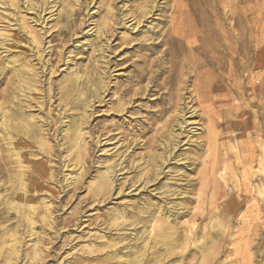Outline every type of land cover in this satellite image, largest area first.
Returning a JSON list of instances; mask_svg holds the SVG:
<instances>
[{"label": "rangeland", "instance_id": "1", "mask_svg": "<svg viewBox=\"0 0 264 264\" xmlns=\"http://www.w3.org/2000/svg\"><path fill=\"white\" fill-rule=\"evenodd\" d=\"M23 1L18 14L40 29L35 25V14L25 12ZM152 1L153 11L141 20L138 13L145 0H79L74 3L76 12L58 23L63 6L55 7L45 45L55 47L46 58H52L55 65L58 51H63V57L73 60L68 69L61 61L58 70L55 68L52 74L48 71L47 80L52 76L59 83L69 72H84L92 64L100 73L92 77L93 82H101L102 77V89L98 97L91 94L90 107H82L88 113L94 111L86 124L89 151L79 162V170L72 172L70 166L67 171L68 177L79 180L75 186L68 181L67 195L61 191V183H48L60 189L58 195L63 197L65 207L61 208L60 199L52 200L55 225L25 237L21 259L14 264H122L126 257L119 258L123 253L113 252L127 250L128 239L122 240L118 234L123 236L131 230H126L127 224H116L123 231H106V220L115 209L130 208L135 203L143 206L147 197L159 200L166 183L184 188L182 194L173 196L176 202L183 199V204L170 203L181 213L177 219L170 218L173 221L166 229L171 234L168 245H181L168 253L166 245L157 244L161 261L151 260L150 264H247L250 254L251 264H264V255H260L261 250L264 252V0ZM3 9L0 7V13ZM180 13L186 15V21L177 34L173 18ZM6 17L0 22V32L13 35L17 30H7L12 21ZM108 19L120 25L101 36L99 26L104 27ZM78 25L80 31L69 42L68 37L61 40L66 31ZM190 29L194 31L189 33ZM13 51L7 53L9 57L18 53ZM4 87L1 75L0 93ZM128 89L131 93L126 94ZM60 91L56 87V95ZM59 96L53 99V108L60 103ZM130 98L124 111L112 110ZM178 98L187 123L174 127L175 134L181 133L175 138L179 144L174 149L159 148L160 153L169 150L174 156L164 164L163 173L145 186L134 178L139 169L136 162L175 116ZM128 139L136 141L127 150ZM97 141L100 143L95 147ZM67 154L62 151V156ZM126 157L134 167L129 169L124 162V169L118 171ZM113 162L117 180L113 178L112 190L103 195L97 191V176L106 173ZM57 168L64 170L58 159L56 173ZM64 174L59 175L62 180ZM3 180L1 175L0 185ZM3 191L0 188V193ZM94 193L98 194L97 201ZM216 200L224 203L219 209ZM131 215L127 216L129 220ZM5 216L4 211L0 213V225L17 224L14 218L4 220ZM145 236L150 238L148 232ZM36 241L39 255L34 258L33 253L28 259L25 253L34 251Z\"/></svg>", "mask_w": 264, "mask_h": 264}, {"label": "bare ground", "instance_id": "2", "mask_svg": "<svg viewBox=\"0 0 264 264\" xmlns=\"http://www.w3.org/2000/svg\"><path fill=\"white\" fill-rule=\"evenodd\" d=\"M152 2V0H145L138 13L139 20L153 11L154 6L150 5ZM74 3L78 4L79 0H52L51 2L47 0L23 1L25 12L35 14V25L40 26V29H37L34 24L27 21L25 15L18 14L17 9L21 5V0H0V7L4 8V12L0 13V22H3L4 18L7 16L6 18H10L12 21L10 22L11 26L9 25L7 30H17L13 35L0 32V76L3 75L5 83V87L0 93V136L3 141L2 147L0 146V152L2 153L0 155V176L2 175L4 178L3 184L0 185L1 190H4L0 193V213L2 214L4 211L6 215L4 220L14 218L17 223L14 226L15 228L11 227V223L5 227L0 225L3 230L0 235V264L18 263L17 260L21 259L20 254L23 253L22 247L25 244V237L39 234V228L42 229V232H45L47 230L46 226L52 228L55 225V207L52 200L60 199L61 208L63 209L65 206L63 205V197L58 195L60 189L57 191L53 187L48 186V183H61V191L67 195L68 181L75 186L80 178L76 177L75 180H73V177H68V168L72 166V172L77 169L79 170L81 168L79 162L84 161V156L87 151H89L86 137L90 132L86 131V124L88 118L93 115L94 111L88 113L89 110L82 107L91 106L92 93L97 94L95 97L99 96L102 89L101 82H103V78L100 76L101 82H93L92 77L99 72L92 64L84 69V72H79L77 69L73 72H69L59 83H55L52 76H50L48 80L46 78L48 71L52 74L55 68L56 70L60 68L59 63L61 61L66 65V69H68L72 63V57H63V51H58V62L54 65L53 59L46 58V56L48 52H53L55 45H49L47 48L45 45L46 35L50 32L48 22L49 19L55 15L53 14L56 11L55 7L58 4L63 6V11L58 16V23L60 19L62 20L65 16L69 18L76 12ZM10 10H13V13L8 12ZM47 10H49L48 14L50 15L46 17L45 13ZM110 12L114 13L116 11L111 10ZM112 16L114 17V14ZM116 16L117 14L115 18ZM189 20L190 19H187V21ZM185 21L186 15L184 13H180V17L178 18H173V26L177 34L182 23ZM111 22L112 20L108 19L104 27L99 26L98 33L101 36L108 35L114 26H118L117 24L120 25V23H116L115 20L113 21L115 24H111ZM127 22L128 21H126L125 24H127ZM79 25L75 26L72 31H66V35H64L61 40L65 41V38L68 37L66 42H69L71 37L80 31ZM59 31L62 33L63 29ZM193 31V29L188 30L189 33ZM19 47L27 48L29 53L19 50ZM48 48L49 51H47ZM14 49H16L18 53L9 57L7 53H15L13 51ZM6 62H8L7 64L10 67L5 65ZM105 74L106 72H104V75ZM46 83L48 84L47 88ZM56 87L61 90L57 92V95L58 93L60 94L58 99L61 101L53 108L52 101L57 96L55 92ZM128 90L126 94L131 93V90ZM179 101L180 99L178 98L174 105L175 109L178 110L175 112V116L170 120L169 124L160 131L159 137L150 142L149 150L142 153L140 155L141 158L136 162L135 168H139L134 177L137 179L136 182L145 183L146 186L157 179V177L163 173L164 164L172 155V152L169 150L167 152L164 151L166 154L160 153L159 148L161 147L165 150L167 147H172V149H174L179 144V141L175 138L177 136L179 137L181 133L175 134L173 129L175 126L183 127L184 124L187 123L184 113L185 109L180 106ZM130 102L131 98L119 104L121 107L112 108V110L115 109L116 112H122ZM47 106L49 107L47 108ZM56 109L57 111H55ZM71 110L72 112L68 113ZM37 112L42 113V115H38ZM62 132L65 133L62 134ZM61 134L62 136L60 137ZM125 138H127V136H125ZM135 141L136 140L132 139L127 140V150L131 148V144ZM99 143L100 141H97L95 147H98ZM62 151L69 152L70 154L62 156ZM118 156L119 154L117 157ZM127 158L128 157L124 158L123 161L119 163L118 171L124 169L123 164L124 162H128ZM56 159L59 160L61 167L64 168L62 171L57 168L58 173L54 170ZM115 164V162L109 164L107 166V172L100 173L97 176V191L103 192V195L108 194L107 192L112 190L113 174L116 172ZM128 167L132 169V167H134L133 163L128 162ZM86 169L82 170L81 173L86 171ZM62 172H65L63 180L59 176ZM157 172L158 175H155ZM81 173L80 175L83 176ZM114 180L116 181L117 179L114 178ZM172 184L166 183L164 185V189L161 192L162 197L157 201H152L151 198L147 197L149 199H144L147 203L143 206L135 203L130 208L127 206L115 209L109 215L104 227L106 231L108 229H110V231L112 229L119 232L123 231L115 227L116 224H127L126 230H131V232L125 233L123 236H121V233L118 234L122 240H124V238L128 239L125 246L127 250L125 252H121L120 250L113 252L116 255L123 253L119 256V258L126 257L125 260L121 261L122 264H150L149 261L151 260L159 262L161 259H159L160 250L156 247L157 244L162 243L164 246L166 245L168 253L173 252L176 249V245L180 244L175 242L176 244L174 245H168L171 243V234H167L166 232V229L170 228L168 227L171 221L170 218L176 217L177 219L181 213L179 212V208L173 205L176 203L183 204V199H181L182 201L176 202L173 200V196L182 194V189L184 188L180 185L174 186ZM69 191L75 190L70 189ZM92 195L95 198L94 200L97 201L98 194L94 193ZM176 199L179 198L176 197ZM171 202L173 205H170ZM221 202H218V200L215 201L218 205V209L220 208ZM67 203L68 202H66V204ZM2 205H4V208ZM41 208L42 211H39ZM93 208H96V204ZM10 210L14 211V217L12 213H10ZM128 215H131L130 218L132 219L129 220V218H127ZM1 221L2 220H0V224L2 223ZM38 223H40V225ZM66 224L67 223H64V227ZM142 228L145 230H141ZM11 230H13V232ZM146 232L150 235L149 239H145ZM106 234L108 233L106 232ZM102 237L104 236H99V238ZM194 239H196V236ZM38 244L39 242L36 241L34 243V246L36 245L34 251L32 253L27 251L25 257L30 259L33 253L35 254L34 258L38 257L37 255L39 254L36 253ZM150 250L152 252H150ZM263 253V250H261L260 255L263 256ZM251 259L252 255L250 254L247 264L253 262ZM26 264L33 263L27 261Z\"/></svg>", "mask_w": 264, "mask_h": 264}]
</instances>
